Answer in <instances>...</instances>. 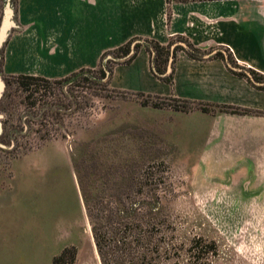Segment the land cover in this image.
<instances>
[{"label": "rangeland", "instance_id": "1", "mask_svg": "<svg viewBox=\"0 0 264 264\" xmlns=\"http://www.w3.org/2000/svg\"><path fill=\"white\" fill-rule=\"evenodd\" d=\"M6 2L14 25L16 0H0V20ZM99 85L10 89L0 132L22 120L0 140V264H51L65 247L71 264H264V184L193 171L171 117L142 104L159 99Z\"/></svg>", "mask_w": 264, "mask_h": 264}, {"label": "crops", "instance_id": "2", "mask_svg": "<svg viewBox=\"0 0 264 264\" xmlns=\"http://www.w3.org/2000/svg\"><path fill=\"white\" fill-rule=\"evenodd\" d=\"M176 36L205 54L193 59L176 51L163 72L172 70L171 84L151 73L141 46L129 63L113 65L109 86L192 102L186 111L161 108L171 117L168 137L177 154L193 156V171L223 172L217 177L227 185L262 186L264 90L210 55L227 48L238 65L264 75V0H16L0 71L58 79L95 68L104 52L133 37L165 45ZM218 105L250 112L220 111Z\"/></svg>", "mask_w": 264, "mask_h": 264}, {"label": "trees", "instance_id": "3", "mask_svg": "<svg viewBox=\"0 0 264 264\" xmlns=\"http://www.w3.org/2000/svg\"><path fill=\"white\" fill-rule=\"evenodd\" d=\"M175 40L181 43H174L173 49H170V44L172 43L171 40L165 44H159L157 41L153 39H146V38H139V37H133L126 42L120 44L119 46L108 50L104 52L100 58L99 63L95 68H81L75 72H72L68 74L67 76H64L62 78L58 79H47L41 76H35V75H29V74H16V75H6L3 78L5 83V88L1 92L0 95V111L4 114H12V112L9 110L12 103H11V97H10V89L14 87V91H19V93H24V98H29L31 95H34L38 91V86H42L44 83H53V82H60V81H68V82H75L78 81V79H83L86 81H93L97 83L101 90L104 89L103 87H109V77L111 73V69L114 64L116 63H129L133 57L135 56L138 49L143 46L144 49L148 52L149 55V67L151 70V73L156 76L159 80L171 84L172 81V70L168 72L167 74H163L165 64L169 61V64L171 65L173 62V59L175 57V53L178 50H183L189 57L193 59H202L205 52L199 50L198 48L192 46L186 39H184L181 36H176ZM223 51L225 54H223L219 49L215 50L210 57L213 58H220L224 60L227 64H232L236 67H239L241 70H232L229 68V71H231L233 74L241 77H245L247 81H250V78L245 75L243 70H246L251 78L257 82V84H253V86L257 89L264 90V75L254 71L251 68L243 67L238 65L232 58L230 52L227 48H223ZM111 55V58L108 59L106 62H103V58L106 55ZM102 81V82H101ZM36 87V88H34ZM114 90V89H113ZM138 95H142V93H135ZM148 96V95H147ZM157 99H159L160 102L152 101L147 103V101H143L142 104H150L152 107H169L173 110H181L186 111L191 108L192 102H189L187 100H181L173 97H167V98H160L155 96ZM21 99L18 100V104L21 103ZM34 102L31 103V105ZM198 108L202 111H209L211 108L208 105H202L197 104ZM220 111L225 112H231V113H249L250 110L244 109V108H238V107H232L227 105H218L217 106ZM29 111V109L27 110ZM33 114V111H30ZM29 113V112H28ZM30 114V113H29ZM16 119L20 122L22 120L21 114H17ZM18 121L17 124L20 123ZM31 123V122H30ZM30 123H27L29 125ZM9 124L7 127L3 123V126L1 128L0 134H4L3 136H6V139H0L1 142L10 143L12 142V139H9V135L11 133L16 132V129H18V126ZM9 127V128H8ZM25 127L24 125H21L20 128ZM5 140V141H4ZM94 240L95 245L98 249H100V241L98 238V235L94 233ZM68 253L67 248H63L60 253L54 255L51 260V264H71L74 259V249L72 248V251Z\"/></svg>", "mask_w": 264, "mask_h": 264}, {"label": "water", "instance_id": "4", "mask_svg": "<svg viewBox=\"0 0 264 264\" xmlns=\"http://www.w3.org/2000/svg\"><path fill=\"white\" fill-rule=\"evenodd\" d=\"M8 15H9V7L6 2L5 10L3 11V18L0 20V45L1 42H3V40L5 39V36L8 32V28L11 26V23L8 21ZM228 66L233 70H241L239 67H236L232 64H228ZM243 72L245 73V75H247L250 78V80H252L254 83H257L251 78L250 74L246 70H243ZM2 90H3V82L0 79V95Z\"/></svg>", "mask_w": 264, "mask_h": 264}]
</instances>
